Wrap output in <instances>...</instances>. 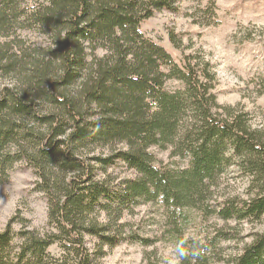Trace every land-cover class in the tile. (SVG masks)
Here are the masks:
<instances>
[{"label":"trees","instance_id":"16d2710c","mask_svg":"<svg viewBox=\"0 0 264 264\" xmlns=\"http://www.w3.org/2000/svg\"><path fill=\"white\" fill-rule=\"evenodd\" d=\"M182 1L0 0V79L13 73L17 79L24 61L33 63L23 84L0 86V184L16 164L31 167L53 229L20 231L14 245L8 224L0 231V264H94L86 237L116 246L124 236L111 232L112 219L124 226V212L147 202L172 217L178 243L191 252L186 264H210L207 248L215 251L230 234L218 230L205 248L189 247L185 209L225 222L262 219L264 129L218 103L209 60L186 54L180 64L141 28L156 11H175ZM20 30L38 31L47 44H27ZM170 37L179 45L176 34ZM171 79L182 87L169 90ZM152 148L187 163H164ZM118 162L136 176L114 183L107 168ZM230 167L248 179L252 193L213 204ZM54 244L61 257L49 252ZM226 261L264 264V233Z\"/></svg>","mask_w":264,"mask_h":264},{"label":"rangeland","instance_id":"374dc122","mask_svg":"<svg viewBox=\"0 0 264 264\" xmlns=\"http://www.w3.org/2000/svg\"><path fill=\"white\" fill-rule=\"evenodd\" d=\"M141 28L180 64L186 54L209 60L217 74L218 103L235 112H244L253 126L264 129V0H183L175 11H156ZM18 32L27 44H47V37L38 31ZM172 33L180 40L177 46L171 41ZM24 62L25 68L17 79L15 73L6 74L0 79V86L23 84L24 77L33 71L32 61ZM180 87L179 80L167 82L169 90ZM152 151L164 163L176 167L187 163L184 159H171L166 150L152 148ZM107 174L114 183L136 176L122 162L107 168ZM38 181L31 167L18 163L9 180L0 184V231L11 224L14 245L20 242L17 235L20 231L34 230L43 235L53 230L48 223V198L38 189ZM219 181L213 204L228 196L248 198L252 193L248 179L234 167ZM184 212L188 219L183 226V237L192 241L189 247H194L196 242V246L205 248L218 230L230 234L229 239L218 241L215 251L207 248L208 256L214 257L210 264H227L226 259L242 251L256 234L264 233V215L256 222H225L217 216L205 218L193 208ZM97 220L105 223L106 214H99ZM120 222L124 226L113 219L111 222V232L124 236L114 247H101L95 239L86 237L87 246L96 251L94 264H186V256L191 252L179 255L182 247L176 239L174 221L160 203L147 202L125 211ZM49 252L57 258L62 256L56 244L50 246Z\"/></svg>","mask_w":264,"mask_h":264},{"label":"clouds","instance_id":"9594fccd","mask_svg":"<svg viewBox=\"0 0 264 264\" xmlns=\"http://www.w3.org/2000/svg\"><path fill=\"white\" fill-rule=\"evenodd\" d=\"M179 255L180 256H185L186 255V252L183 249H181Z\"/></svg>","mask_w":264,"mask_h":264}]
</instances>
